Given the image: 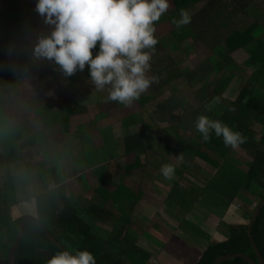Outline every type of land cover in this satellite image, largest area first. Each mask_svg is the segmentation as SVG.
Listing matches in <instances>:
<instances>
[{"label": "rangeland", "instance_id": "374dc122", "mask_svg": "<svg viewBox=\"0 0 264 264\" xmlns=\"http://www.w3.org/2000/svg\"><path fill=\"white\" fill-rule=\"evenodd\" d=\"M245 1L248 3L251 0ZM11 2L30 14L42 31H48L43 19L35 11L38 0H0V6ZM255 2L259 11L257 13L246 11L249 17H244L242 10L238 8L239 6L234 0H226L217 10L223 7L219 12L223 11L222 15H225L223 16L225 18H238L239 22L245 19V29H252L251 31L257 38L262 36L263 39L264 0L258 2L255 0ZM181 9L164 13L160 20L154 23L157 31L154 34L157 36L155 37L158 39V44L155 46L156 50L150 61L151 70L146 75L158 78V82L153 83L130 107L117 102H104L103 94H99L90 81L89 66L87 65L82 72L77 71L72 77L65 78L54 70V62L50 63L47 60L33 62L30 58V48L10 57L14 63L12 71L15 78L12 82L0 87V129L4 127L1 130H7L1 112V101L16 93L17 87L34 83V86L22 95L31 112L45 113L46 116L54 115L61 119L76 104L96 102L103 117L108 114H116L117 111H120L125 117L138 115V121L143 124L147 134L146 150L140 155L141 164H146L145 171L123 180L124 185L120 187V195L115 197L108 193L104 185L116 169L133 164L135 156H125L117 151L112 129L100 130V137L104 145L96 147L91 135L98 129L95 122L82 127L80 137L74 138L57 134L55 131L57 122L53 123V129L51 127L50 130H44L40 124H34L31 129L25 126L21 130L22 135L26 136L23 141L29 140L32 134L31 130H40V133L33 137L34 144L25 148L22 155L14 153V156L10 155L7 145L10 135L4 133L3 137L0 136V183L5 181L8 175L13 176L16 196L22 202L18 205L19 207L13 208L14 217L32 215L34 207L31 199L42 190L51 189L63 191L69 202L78 208L81 216L93 226H95L93 222L99 211L98 208L102 209V207L116 211L121 215H129V218L132 214L134 216L135 210L141 214L149 215L150 213L151 215V211L154 212L156 209L151 206L147 208L150 203L148 204L149 197L145 200V195L149 188L151 191L163 194L162 208L166 204L169 213L170 210H177V212L186 215L193 204L197 203L196 196L200 195L201 191L199 190L200 186L187 179L186 173L198 171L196 174L201 177L199 181L206 187V194L213 201L212 205L206 206L207 211L217 219L219 213L215 209H221L225 215L223 217L225 220L218 230L217 239L226 240L232 225L250 223V215L256 209L258 202L256 199L246 198L242 193L234 198L231 205L224 202V200L229 202L232 197L228 186H235L233 178L226 176L224 172L226 178L223 185L221 182L219 183L223 170L204 168L202 163V161L205 164L208 163L205 160L209 151L218 157L214 152L217 148L213 146V143H218L219 137L215 135V139L213 137L207 142L203 141L201 134L195 128V123L198 116L205 115L211 120H219L226 125L230 124L231 129L235 131L236 128L244 137L254 135L256 140H260L264 137V120L248 113L242 105L236 103L241 87L246 84L245 80H242L243 84H240L242 81H239L237 75L238 79H230L226 70L220 69L218 66L215 71L209 72L212 68L207 64V53L217 44V39L222 38L226 28L215 30L212 33L213 42H210L207 40L208 38L201 36V21L194 19L193 16L190 24L179 29L176 27L174 31L169 30L165 23L161 25V22L167 17L170 18L171 23L173 18L180 19ZM183 9L189 13L192 12L193 15V8ZM234 10H239V12L231 14ZM197 23L199 24L197 25ZM244 27L243 25L239 26V28ZM9 28L19 40L22 39L21 32L12 22L9 23ZM202 41H205L206 52L200 46ZM0 48L5 55L8 53L9 48L1 34ZM95 55L97 54H94L93 58ZM235 56L242 62L248 58L244 50L235 53ZM23 69H27V73L23 72ZM221 70L225 73L221 74ZM243 71L252 74L251 69ZM214 87L222 88V93L219 95V89H215L214 97L208 100L207 97L214 94ZM256 93L257 96L264 97V90L258 89ZM215 97L220 98L219 103H213ZM227 108L231 111L234 109L233 118L229 119L228 115L226 116ZM180 155H182V159L178 158ZM164 164H171L175 167V173L170 180L164 179L161 174V166ZM179 171L184 175L178 180H173ZM187 183L192 187L187 186ZM249 191L257 195L264 193L256 181L249 187ZM153 197L159 202L162 201L160 196ZM156 200L153 199L150 205L160 208L161 203L156 204L158 202ZM201 204L203 206L207 204V201L201 202ZM145 207L146 210L143 209ZM140 213H136L134 217L140 216ZM108 219L111 225L115 222L111 216ZM190 221L197 227H202L201 225L204 224L201 218L198 219V224L194 219ZM137 223L140 222L137 221ZM160 224L159 221L150 227L148 223H140L149 231V234L151 232L161 233L162 238L158 239L162 242L166 241L167 244L163 250L158 249L157 243L151 240L146 232V236L141 237L140 228H135L131 232L136 243L142 242L156 253L160 264H194V259L197 260V258H193L190 251L194 249L200 253L202 248H207L205 242H202L205 240L204 237L209 239L215 236L210 232L206 234L204 231L206 228L202 227L204 228L202 231L199 232L198 229L197 234H194L196 240L185 236V240L189 241L192 247L186 250L180 242L184 241L180 232L179 235L177 234V238H172L167 234L168 232L160 228ZM104 229L96 223L95 231L97 233ZM190 231L194 233V228Z\"/></svg>", "mask_w": 264, "mask_h": 264}, {"label": "trees", "instance_id": "16d2710c", "mask_svg": "<svg viewBox=\"0 0 264 264\" xmlns=\"http://www.w3.org/2000/svg\"><path fill=\"white\" fill-rule=\"evenodd\" d=\"M199 1L203 0H168L170 7L167 12L187 8ZM234 1L242 10L244 17H249L246 11L254 13L259 11L254 0L248 3L245 0ZM220 5L221 3L210 2L202 11L211 8V6H216L218 9L221 7ZM222 9L223 7L218 12ZM207 12H202L205 19H208ZM238 12L239 10L233 11L234 14ZM219 13L224 14L223 11ZM237 19L223 17L215 21L217 29H227L222 38L217 39V44L214 46V49L217 48L215 53L221 56L220 69L227 70L246 81L236 103L242 105L248 113L264 120V97L256 95L258 89L264 90V37L263 39L262 36L257 38L251 31L252 29H245V19L240 22ZM10 22L21 32V40L12 33L9 28ZM163 23L161 22V25ZM241 25L244 28H239ZM41 31L39 24L31 15L17 4L11 2L0 6V34L5 38L8 48L12 49L11 54L8 49V53L5 55L0 48V87L12 82L15 78L12 71L14 63L10 57L29 49L30 42L34 41L36 34ZM155 34L154 36H156ZM99 50L98 42L96 48L92 50L93 55L98 54ZM240 50H244L248 58L242 67H236L232 64L236 58H232L231 54ZM244 69H251L252 74L246 73L243 71ZM33 86L34 83L21 85L17 87L16 93L1 101V112L7 130H1L4 128L2 127L0 136L3 137L4 133L10 135L7 144L10 155L14 156V153L22 155L25 148L34 144L33 137L40 133V130H31L32 134L29 140L23 141L26 136L22 135L21 130L25 126L31 129L34 124H40L44 130H50L51 127L53 129V123L57 122L58 125H55L57 134L74 138L80 137L82 127L95 122L98 129L91 135L96 147L104 145L100 137V130L109 128L112 129L117 151L125 156H135L133 164L116 169L114 177L108 179L109 182L107 181L104 185L111 196L120 195L123 177L145 171L146 164H141L140 155L146 150V130L143 124L138 121V115L125 117L120 111H117L116 114H106L107 116L103 117L96 102L76 104L61 119L54 115L46 116L45 113L31 112L22 95ZM108 88L110 86H106L104 91L99 92V94H103L104 102L108 95ZM232 112L235 111H231L229 108L225 112L229 119L233 118ZM234 121H236L235 118ZM229 125L227 126L230 127ZM232 130L234 131V129ZM235 131H237L236 128ZM213 137L215 139L214 132L211 133L209 140ZM57 138L60 139V137ZM244 138L246 142L233 150L231 147H225L223 138L219 137L218 143H213V146L217 148L214 152L218 157L209 151L205 160L211 169H222L226 176L233 178L235 186H228L232 197L229 202L224 200L228 205H231L234 198L240 193L248 199H256L258 204L264 199V193L257 195L249 191V187L255 181L264 190V137L260 140H256L254 135ZM13 158L15 160V157ZM31 200H33L34 207V213L31 216L47 228L68 251L87 250L94 255L98 264H160L154 251H151L144 243H136V240H133L131 232L139 227L135 226L127 215H118L110 209L97 207L99 211L93 222L95 226H93L81 216L79 209L69 202L67 195L61 190H42L35 194ZM21 203L16 196L13 176L8 175L6 180L0 183V249L5 262H8L10 251L19 233L21 220L25 216L14 217L13 208L19 207L18 205ZM254 211L250 215V220ZM136 213L138 212L134 211V216ZM110 216L115 220L112 225L108 221ZM217 217L222 223L224 216L218 214ZM96 223L105 228L104 231L97 233L95 231ZM248 227L249 224L230 226L229 237L225 241L210 244L197 260L194 259V264H215L223 257L236 254L245 255L257 262L248 237ZM139 230H141V237L145 235L144 229L140 228ZM253 238L264 260V208L255 223ZM59 251L61 250L47 238L36 224L27 222L16 254L15 264H47V261ZM224 264L247 263L236 259Z\"/></svg>", "mask_w": 264, "mask_h": 264}, {"label": "clouds", "instance_id": "9594fccd", "mask_svg": "<svg viewBox=\"0 0 264 264\" xmlns=\"http://www.w3.org/2000/svg\"><path fill=\"white\" fill-rule=\"evenodd\" d=\"M169 7L168 0H38L35 11L48 31L39 32L30 42V58L33 62H54V70L65 78L82 72L87 65L97 92L110 86L105 102L130 107L158 82L146 73L151 70L158 44L154 23ZM172 23L179 29L191 23V15L181 9L180 19L173 18ZM98 42L100 50L93 58ZM219 102V97L214 98L213 103ZM195 128L203 141L214 132L233 150L246 142L241 132L205 115L197 117ZM174 173V165L161 166L164 179H172ZM47 264H96V259L87 250L73 249L57 252Z\"/></svg>", "mask_w": 264, "mask_h": 264}, {"label": "crops", "instance_id": "0c3cea01", "mask_svg": "<svg viewBox=\"0 0 264 264\" xmlns=\"http://www.w3.org/2000/svg\"><path fill=\"white\" fill-rule=\"evenodd\" d=\"M258 1L259 0H257V2ZM210 2L221 3L220 6H222L224 4V2H226V0H203V1H199L197 4H194V5L189 6L187 8H193L194 9L193 15H192V12L190 13L191 17L193 16L194 19H198L199 22L201 21V24H202L201 25L202 30L200 31V33L202 34L201 36L203 38H208L207 40H209L210 42H213V37H211V36H212V33L217 29V25H216L215 21L223 18V16H222L221 13L218 12L216 6L215 7L214 6H211V8H207L206 10H203L202 11V9H204ZM175 10H178V9H175ZM257 10H259V8ZM205 11H208L207 12V14H209L208 17H207L208 19H205L206 17L204 15H202L203 14L202 12H205ZM252 13H254V12H252ZM231 14H233V12ZM162 22H164L165 25L168 26L169 30H173L174 31L176 29V26H174V24H172L170 22V18L169 17L165 18V20H163ZM198 24L199 23H197V25ZM198 28H200V27H198ZM204 45H205V41H202L200 43V46L206 52V50L204 49ZM215 50H217V48L214 49V47H213V49H209V51H210L209 54H211V55L207 54V56H208V58H207V61H208L207 64H208L209 67L212 68L209 71L210 73L213 72V71H215V69L217 68V66L220 68L221 56L219 54L215 53ZM240 51H242V50H240ZM240 51H237L235 53H239ZM235 53L231 54L232 58H234V59L236 58L235 61L232 64L234 66H236V67H240V66L242 67V64L246 60L243 61V62L240 61L235 56ZM220 72L222 74L224 71L221 70ZM226 73H227V76H229L230 79H232V80L234 78H237V76L235 74H233V73H231V72H229L227 70H226ZM203 76L205 77V74ZM238 78H239V81H242V78H240L239 76H238ZM196 82L198 83V81H196ZM240 84H243V81ZM242 87L240 89V92L242 90ZM215 89H219V88L218 87L217 88L214 87V90H213V93L214 94H212V96L207 97L208 100H210V98L214 97V95L216 93V90ZM221 90H222V88L219 89V95L222 93ZM222 95L224 96V93ZM228 95H226V96H228ZM146 138H147V134H146ZM197 159L199 160V158H197ZM202 163L204 164V168H210L207 164L205 165V163L203 161H202ZM213 169H215V168H213ZM219 171H220V169H219ZM141 173H143V172H141ZM196 173H198V171L197 172L186 173L187 174V179L190 182H193V183H195V184H197L198 186L201 187V189H199V190H201L200 191V195L198 194V196H196L197 203L195 202V204H193L192 208L190 209V211L186 215L177 212V210L176 211H174V210L171 211L170 210V213H169V209H167L166 204H164L163 205L164 207L162 208V204H163V200H164L162 198L163 197V194L158 193V192L156 193L153 190L151 191L150 190L151 188H149L148 193L145 195V200L147 199V197H149L148 204L149 203L151 204L153 202V199L156 200L153 196H160L161 199H162V201L159 202L158 200H156V201H158V202H156V204L161 203L160 204L161 206H160V208H157V207L154 208L152 205L149 204L147 206V208L151 206L153 209H156V210H154V212L151 211V213H152L151 215H150V213H149V215H147V214H141L138 210H135L138 213H140V216L139 217H134L133 214L131 215L130 219L133 222V224L135 226H138L139 228L144 229L145 232L147 234H149V231H147L143 227V225H140V223H142V224L148 223V226H150V225H153V223H155V225H156V223L160 221V223H161L160 224L161 225L160 228L163 229V230H165L166 232H168L167 234L171 235L172 238H177V234L180 232V236L184 237V241H185L186 244L184 243V241L183 242L180 241V242L183 245V248L185 247L186 250H189L192 247L190 246L189 241L185 240V236L186 237L188 236L189 238L195 239L194 238V234H197L198 229H199V232L202 231V229H204L202 227H205L206 228V229H204V231L206 232V234H208L210 232L213 235H215V236H213V238H209V239H206V237L203 236L205 240L202 241V242H205V244H206L207 247L210 244H212V243L225 241V239H223V240L222 239H217V236L219 235V233H218L219 231L218 230H219V228L221 226V223H220V220L216 218V216L211 215V213L209 211H207V209H206L207 207L206 206L212 205L213 204V201L211 200L210 196H208V194H206V192H207L206 191L207 190L206 187L200 183V181H199V179H201L200 175H197ZM114 174L112 175V177H114ZM137 174H140V173H137ZM137 174L125 176V177L122 178V181L123 180H126L127 177H131V176H134V175H137ZM179 174H182V175L180 176ZM183 175H184V173L179 171V172H177V175H175V177L173 178V180H178ZM225 178H226V176L224 175V172L221 171V177H220V180L221 181H219V183L221 182L224 185L225 184V182H224L225 181ZM122 185H124V184L122 183ZM187 186L192 187L189 183H187ZM195 190H197V189H195ZM205 201H207V204L203 205V206H205V207H203L202 204H201V202H205ZM147 208L145 207L143 209L146 210ZM215 210L221 216H225L224 215V212L221 209H215ZM117 214L118 215H121L119 213H117ZM128 216L129 215H127V217ZM132 217H134L135 220L132 219ZM200 218L203 220V223H204V224L201 225L202 227H200V226L197 227L194 223H192L190 221L191 219H194L196 221V224H198V219H200ZM224 220H225V218L223 219L222 223L224 222ZM137 221L140 222V223L138 224ZM236 225H242V224L239 223V224H236ZM150 227H153V226H150ZM192 228H194V233L190 231V229H192ZM149 236H150L149 238L151 240H153V241H155V243H157L159 250H163L165 247H167L166 241H163L162 242V241H160L158 239V238H162L161 233L155 234L154 232H151V234H149ZM214 240H216V241H214ZM154 245H156V244H154ZM204 250H205V248H202V250L199 253L197 251H194V249H193V250L190 251V253L192 254V257L193 258H197L198 259L200 257V255L204 252ZM151 251H153V250H151Z\"/></svg>", "mask_w": 264, "mask_h": 264}, {"label": "water", "instance_id": "95a60500", "mask_svg": "<svg viewBox=\"0 0 264 264\" xmlns=\"http://www.w3.org/2000/svg\"><path fill=\"white\" fill-rule=\"evenodd\" d=\"M263 208H264V199L262 201H260V203L257 205V207H256V209L252 215V218L250 220L249 227H248V237H249L250 243L252 245L254 254L256 256L257 262H254L251 258H249L245 255L236 254L233 256L223 257V258L217 260L215 262V264H224L226 262L236 260V259H241L247 264H264V260L261 256L259 249L255 245L254 238H253L254 226H255V223H256L261 211L263 210ZM27 222H32V223L36 224L45 233L47 238L61 251H68L65 248V246L62 245L61 243H59L57 241V239L50 233V231L47 228H45L36 218L32 217L31 215H25V216H23V218L21 220L19 233H18L16 241H15V243H14V245L10 251L8 262H5V260L3 258L2 251L0 249V263L1 264H15L16 254H17L19 245L21 243V240L23 238V235L25 233V228H26ZM96 264H98V263H96Z\"/></svg>", "mask_w": 264, "mask_h": 264}]
</instances>
